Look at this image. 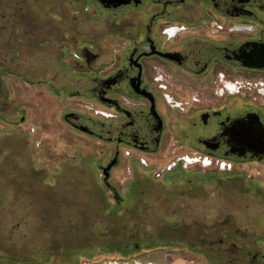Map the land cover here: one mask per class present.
Here are the masks:
<instances>
[{
	"label": "flooded vegetation",
	"instance_id": "1",
	"mask_svg": "<svg viewBox=\"0 0 264 264\" xmlns=\"http://www.w3.org/2000/svg\"><path fill=\"white\" fill-rule=\"evenodd\" d=\"M178 152L210 171L173 172ZM257 152L264 0H0V247L12 254L0 264L13 253L33 264L63 231L89 236L97 221L118 230L119 210L126 239L110 248L133 240L209 264H264ZM121 158L132 171L122 194L111 180Z\"/></svg>",
	"mask_w": 264,
	"mask_h": 264
},
{
	"label": "rangeland",
	"instance_id": "2",
	"mask_svg": "<svg viewBox=\"0 0 264 264\" xmlns=\"http://www.w3.org/2000/svg\"><path fill=\"white\" fill-rule=\"evenodd\" d=\"M33 112V116H34ZM186 152H178V156L180 157L183 155H186ZM35 160L37 163L40 165V167H46V163L41 162L40 160H45L43 159L44 157H41V159H37V155L42 156L43 152H34L33 153ZM186 158V157H185ZM183 158L182 163L178 164L177 167L173 170V172H178L180 173V176L182 177H188V174H192L193 176H199L197 173L199 172H208L210 171L208 168L210 166H204L200 162H194V163H189ZM122 163L120 165H117L112 172V178L111 180L116 183V185L119 186L122 194L123 190V181L126 179H129L131 177L132 171L130 166H123V158ZM177 159V158H176ZM56 162L54 161V164ZM220 161H217L215 165H220ZM184 164V165H183ZM226 167V166H225ZM139 172H145L146 169L145 167H141L139 164L135 167ZM155 171H159L158 168H155ZM95 174L97 179L103 180V174L101 171H98L97 168H95ZM59 173L56 171H51L50 172V177L52 179H55V176H58ZM87 174V173H86ZM36 175H40V173H36ZM215 175H207L206 180L210 183L211 181L215 182L216 178L214 177ZM208 183V187L211 185ZM108 195H110L109 203L113 208H115L116 201L113 199V196L111 193L108 192ZM210 196H215L216 192L211 191L209 193ZM224 195L226 193L224 192ZM121 210L118 211V215L116 217H122V219L118 221H112V222H117L114 225H118L119 228L118 230L113 229L111 227V230L106 229L105 226L102 225L101 222H95V225L92 226V228L87 229L86 231L90 232V235L87 236L86 233L79 232V234H75L68 232L69 234L67 235L65 231H63L62 234H60L59 238V244L57 246V250H55L53 253H48L46 254V257H48V263L47 264H209L208 261H206L205 257L197 252H194L193 250H188V249H181V250H174L171 247L170 248H156V246H151L147 247L145 251L143 250H135L133 249L132 242H129L131 245L130 250L124 251L122 249H116L111 246H107L108 244H111V242L114 243H121L125 241L126 236L123 234V228H120L123 226V212ZM136 217V214H134ZM132 215L127 214L125 217L124 224L128 225V229L131 231H134L133 229L134 225L136 224L137 220L131 218ZM171 219V217L169 216ZM148 221V223H151V218ZM154 219V218H153ZM79 222V221H78ZM79 228H82V223H78ZM108 228V227H107ZM86 242V245L83 247H80L78 250H75L74 252H69L67 245L66 244H79L83 245ZM95 245V248L93 246L89 247L90 245L87 244H93ZM57 245V244H56ZM154 250H153V249ZM151 249V250H150ZM9 254L7 252H4L2 248L0 247V257L9 259ZM18 259H15L14 262H10V264H22L23 262L19 261V256L23 258L24 253H21V255H18V253L14 254ZM34 256V258H33ZM37 256H40L38 258H35ZM31 259L33 260V264H36L37 261L42 260L43 258L46 257H41V254L37 253H32ZM20 258V260H21ZM12 259V258H11ZM18 260V261H17ZM6 264V263H5ZM24 264V263H23Z\"/></svg>",
	"mask_w": 264,
	"mask_h": 264
},
{
	"label": "built area",
	"instance_id": "3",
	"mask_svg": "<svg viewBox=\"0 0 264 264\" xmlns=\"http://www.w3.org/2000/svg\"><path fill=\"white\" fill-rule=\"evenodd\" d=\"M185 160H186L187 162H189V163H194V162H196L198 159H197V158H188V157H186ZM205 162H207V165H210V164H211V160L206 159ZM220 166H221V168H225L226 165H225L224 162H222Z\"/></svg>",
	"mask_w": 264,
	"mask_h": 264
},
{
	"label": "water",
	"instance_id": "4",
	"mask_svg": "<svg viewBox=\"0 0 264 264\" xmlns=\"http://www.w3.org/2000/svg\"><path fill=\"white\" fill-rule=\"evenodd\" d=\"M256 142H257V140H256ZM257 153H264V152H257Z\"/></svg>",
	"mask_w": 264,
	"mask_h": 264
}]
</instances>
